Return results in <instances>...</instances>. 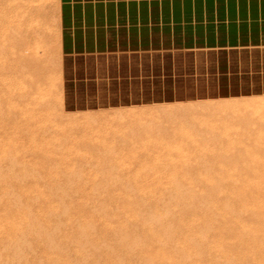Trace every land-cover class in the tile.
Instances as JSON below:
<instances>
[{
    "label": "rangeland",
    "instance_id": "rangeland-1",
    "mask_svg": "<svg viewBox=\"0 0 264 264\" xmlns=\"http://www.w3.org/2000/svg\"><path fill=\"white\" fill-rule=\"evenodd\" d=\"M176 52L65 111L58 0H0V264H264V92L191 90Z\"/></svg>",
    "mask_w": 264,
    "mask_h": 264
},
{
    "label": "crops",
    "instance_id": "crops-1",
    "mask_svg": "<svg viewBox=\"0 0 264 264\" xmlns=\"http://www.w3.org/2000/svg\"><path fill=\"white\" fill-rule=\"evenodd\" d=\"M58 20L65 111L140 102L176 51L191 90L264 92V0H58Z\"/></svg>",
    "mask_w": 264,
    "mask_h": 264
},
{
    "label": "bare ground",
    "instance_id": "bare-ground-1",
    "mask_svg": "<svg viewBox=\"0 0 264 264\" xmlns=\"http://www.w3.org/2000/svg\"><path fill=\"white\" fill-rule=\"evenodd\" d=\"M225 101V100H224ZM185 104V103H184ZM169 108H171V107H169ZM255 108V107H254ZM188 109H190V108H188ZM246 109V108H245ZM183 110V109H182ZM244 130V129H243ZM259 131V130H258ZM259 133V132H258ZM215 134V133H214ZM260 134V133H259ZM262 134V133H261ZM257 136V135H256ZM218 137V136H217ZM259 137V136H258ZM215 138V137H214ZM258 139H260V138H258ZM215 142H216V140H215ZM216 145V144H215ZM202 161V160H201ZM219 173V172H218ZM217 183V182H216ZM200 202V201H199ZM165 210V209H164ZM187 259V258H186Z\"/></svg>",
    "mask_w": 264,
    "mask_h": 264
}]
</instances>
